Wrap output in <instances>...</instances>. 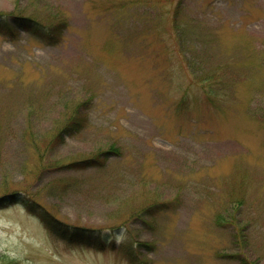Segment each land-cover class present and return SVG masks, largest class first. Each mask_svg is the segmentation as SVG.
Wrapping results in <instances>:
<instances>
[{
  "label": "rangeland",
  "instance_id": "1",
  "mask_svg": "<svg viewBox=\"0 0 264 264\" xmlns=\"http://www.w3.org/2000/svg\"><path fill=\"white\" fill-rule=\"evenodd\" d=\"M0 264H264V0H0Z\"/></svg>",
  "mask_w": 264,
  "mask_h": 264
},
{
  "label": "trees",
  "instance_id": "2",
  "mask_svg": "<svg viewBox=\"0 0 264 264\" xmlns=\"http://www.w3.org/2000/svg\"><path fill=\"white\" fill-rule=\"evenodd\" d=\"M31 24H36V20L31 19V18L15 17V19L13 18V25L11 26V28H12V31L14 30L13 29L14 26H19V25L28 26V27L31 28ZM174 28H175V26H174ZM238 76H239V74H238ZM209 78L211 79V76H209ZM206 96L209 97V99H212L213 98L212 97L213 94L210 95L208 92H206ZM182 98H180L179 105L184 104L185 101H186L185 98H183V99ZM75 109H79V105ZM80 113L81 112H78V114L75 113L76 115H74L72 118H70L68 120V122L62 128L61 132H59L55 136L56 139H58L60 141V137H61L62 134L66 135V133L71 132V131L72 132L73 131L74 132L80 131V129L83 127V123L81 121V117L82 116H81ZM77 116H78V119H75ZM84 118H85V116H84ZM86 124H87V121H86ZM111 151H113V152L116 151L115 153L118 152V150H116V149H112ZM117 154H119V153H117ZM92 162H94V161L93 160L89 161L88 165H91ZM14 195L17 196V194H14ZM25 199H27V198H25ZM2 200L6 201L7 199L6 200L5 199H2ZM29 200L30 201H33V199H29ZM43 221L48 226L49 232H51L52 235H54V236H61V237L66 238V239H70V237L68 236V232H69L68 230H70V227L69 226H66L63 223L58 222L55 218H51V219L47 218V219H45ZM75 232H76L77 236H79V237L82 238V235H81L82 231L81 230L75 229Z\"/></svg>",
  "mask_w": 264,
  "mask_h": 264
}]
</instances>
